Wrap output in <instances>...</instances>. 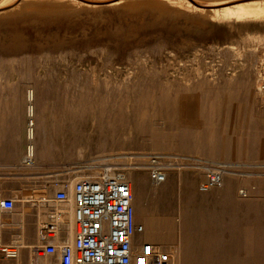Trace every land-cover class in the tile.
I'll list each match as a JSON object with an SVG mask.
<instances>
[{
	"label": "rangeland",
	"instance_id": "rangeland-1",
	"mask_svg": "<svg viewBox=\"0 0 264 264\" xmlns=\"http://www.w3.org/2000/svg\"><path fill=\"white\" fill-rule=\"evenodd\" d=\"M181 13L79 6L0 18V200L51 195L56 181L115 163L147 238L174 246L178 264H264V13ZM32 106L37 162L26 165ZM152 153L169 156L165 182L143 165ZM218 167L222 183L202 191ZM27 202L0 208V241L17 237L1 221L47 214ZM22 252L0 264L52 261Z\"/></svg>",
	"mask_w": 264,
	"mask_h": 264
},
{
	"label": "built area",
	"instance_id": "built-area-1",
	"mask_svg": "<svg viewBox=\"0 0 264 264\" xmlns=\"http://www.w3.org/2000/svg\"><path fill=\"white\" fill-rule=\"evenodd\" d=\"M167 157L162 153L148 156L152 180L166 181ZM23 162L34 163L29 150ZM224 172L222 167L210 169L200 189L208 191L220 185ZM69 176L55 182L59 187L52 197L0 200L4 211H12L19 201L49 207L48 216L38 224L37 241H0V259H15L23 250L34 249L38 256H50V264H178L174 246L147 238L145 226L137 221L133 187L122 168L106 163L98 171ZM68 208L75 227L65 236L61 230L66 223L61 217Z\"/></svg>",
	"mask_w": 264,
	"mask_h": 264
},
{
	"label": "bare ground",
	"instance_id": "bare-ground-1",
	"mask_svg": "<svg viewBox=\"0 0 264 264\" xmlns=\"http://www.w3.org/2000/svg\"><path fill=\"white\" fill-rule=\"evenodd\" d=\"M79 6L86 8L88 6L94 8L108 6V7L123 8L124 10L125 9L133 10L145 6L148 7L149 9H152L154 12H158V13L165 12V15H168V13L169 14L174 13V14H178L179 16L181 12L186 13V16H190L187 14H191V15L198 14V16L201 15L218 16L219 13H223L225 14L223 17H225L226 14L228 13H230V16H233L231 14H235V16L237 15L238 17H243V16L260 17V15L262 16V14L264 13V0H0V18H3V16H8V15L11 17L12 15L15 16L20 12L26 11V9L29 10V12L32 13V15L35 14L42 16H52V15L55 16L67 12L71 9H75V7H79ZM182 13L181 15H184ZM33 112H34L33 106L31 111H29V107H28V114L30 116V121L28 123V137L30 139L31 144L28 146L27 152L29 150L32 153L34 160L35 145L33 142V138L35 133H34V122L32 117ZM142 162L146 168L149 167L150 161L147 156L142 158ZM100 164H102V162L101 163L96 162L95 164L92 163L84 167L96 169V167L99 166ZM196 165L200 166L203 171L206 169L201 164H196ZM169 166L170 164H168V167ZM128 180L129 181L132 180L130 176H128ZM157 183H162V182H157Z\"/></svg>",
	"mask_w": 264,
	"mask_h": 264
},
{
	"label": "crops",
	"instance_id": "crops-1",
	"mask_svg": "<svg viewBox=\"0 0 264 264\" xmlns=\"http://www.w3.org/2000/svg\"><path fill=\"white\" fill-rule=\"evenodd\" d=\"M37 160L34 158V163L36 164ZM32 164V165H33ZM38 164V163H37ZM73 166L75 165H66L64 166L66 170H70ZM41 176V175H40ZM15 184L17 185L18 189H27L29 188L28 184L25 182H21V181H15ZM6 185L4 186V188L6 189ZM58 188L55 190V192L53 194H49L46 191H43L42 189H36V190H24L22 193V196H28V198H37L39 200H41V198L43 197H52L54 196V194L57 192ZM18 193V197H19ZM28 205H30L31 207H33L34 209H42V208H47L49 209V207H47L46 205L38 202V203H33V202H27ZM69 209V208H68ZM4 211V210H3ZM5 214L10 215L12 213V211H4ZM38 217V219L36 218V216L34 214L31 215H26L25 219H24V223L26 222V224L24 226H22L21 223H13L12 221H1V225L5 228H11L12 229V233L16 234L17 237H15L16 239H21V240H25L26 242H35L37 241V232H38V224L40 221H42L43 219H45L48 214H43L42 210H40V213L36 214ZM35 216V217H34ZM72 215L70 214V209L67 210L66 212H64V214L62 215V220L66 223V227H64L61 230V233L65 236H70L72 229L75 227L74 224V220L73 217H71ZM37 223V225H36ZM24 238V239H23ZM10 240V239H8ZM7 240V241H8ZM23 253V252H22Z\"/></svg>",
	"mask_w": 264,
	"mask_h": 264
}]
</instances>
